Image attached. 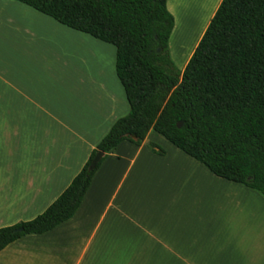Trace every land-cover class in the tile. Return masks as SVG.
Segmentation results:
<instances>
[{
	"label": "crops",
	"instance_id": "1",
	"mask_svg": "<svg viewBox=\"0 0 264 264\" xmlns=\"http://www.w3.org/2000/svg\"><path fill=\"white\" fill-rule=\"evenodd\" d=\"M221 1L166 0L169 48H191L184 67ZM83 35L0 0V228L40 215L129 112L115 51L112 72L77 63L89 53ZM154 134L119 143L74 216L9 244L0 264H264V235L254 240V210L243 207L253 194L171 143L154 154Z\"/></svg>",
	"mask_w": 264,
	"mask_h": 264
},
{
	"label": "trees",
	"instance_id": "2",
	"mask_svg": "<svg viewBox=\"0 0 264 264\" xmlns=\"http://www.w3.org/2000/svg\"><path fill=\"white\" fill-rule=\"evenodd\" d=\"M14 1L112 45L129 112L40 215L0 228V251L71 219L105 157L123 141L140 146L149 131L264 198V0H222L183 70L169 51L174 19L166 0ZM97 152L103 156L89 170Z\"/></svg>",
	"mask_w": 264,
	"mask_h": 264
},
{
	"label": "rangeland",
	"instance_id": "3",
	"mask_svg": "<svg viewBox=\"0 0 264 264\" xmlns=\"http://www.w3.org/2000/svg\"><path fill=\"white\" fill-rule=\"evenodd\" d=\"M84 37V43L82 44L83 48H89V53L92 52V60L91 56L88 52L85 54H79L77 56V63L84 64V66L89 65L91 62L94 61V63L97 62L96 59H99V63L101 67L104 66V69L106 71L112 72L113 69V62H114V47L112 45L103 43L101 41H98L96 39H93L87 35H83ZM170 49V55L171 59L176 66L177 69L183 70L184 68V61L190 51L191 48H175V50L171 51ZM183 51V52H181ZM103 65V66H102ZM86 73V72H85ZM154 136H157L160 142H157L158 148L164 152L170 153L171 150H175V148L168 143L165 139H163L160 135L154 134ZM155 145V144H154ZM148 149L153 152L149 146ZM154 153V152H153ZM156 154V153H154ZM158 155V154H157ZM160 156V155H159ZM241 188H245L242 185H239ZM245 190L249 191L252 195V197H246L243 200V207L244 210H254V217L252 221L247 222L248 225H251V222L253 224V231H254V240H260L263 239L262 236L264 235V198L256 191L250 190L245 188ZM259 210V211H258ZM258 212V214L256 213ZM260 238V239H259Z\"/></svg>",
	"mask_w": 264,
	"mask_h": 264
},
{
	"label": "water",
	"instance_id": "4",
	"mask_svg": "<svg viewBox=\"0 0 264 264\" xmlns=\"http://www.w3.org/2000/svg\"><path fill=\"white\" fill-rule=\"evenodd\" d=\"M103 154L101 152H97L96 155L94 156L90 166H89V170H92L95 165L99 162V160L102 158ZM20 231V230H19Z\"/></svg>",
	"mask_w": 264,
	"mask_h": 264
}]
</instances>
